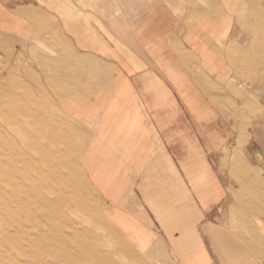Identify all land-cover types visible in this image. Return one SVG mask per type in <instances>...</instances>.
Here are the masks:
<instances>
[{"label": "crops", "instance_id": "crops-1", "mask_svg": "<svg viewBox=\"0 0 264 264\" xmlns=\"http://www.w3.org/2000/svg\"><path fill=\"white\" fill-rule=\"evenodd\" d=\"M52 1L0 0V29L56 32L48 81L106 222L174 264H264V111L237 91L264 0H125L121 19Z\"/></svg>", "mask_w": 264, "mask_h": 264}, {"label": "rangeland", "instance_id": "rangeland-1", "mask_svg": "<svg viewBox=\"0 0 264 264\" xmlns=\"http://www.w3.org/2000/svg\"><path fill=\"white\" fill-rule=\"evenodd\" d=\"M62 2L102 5L119 19L127 13L125 0L50 6ZM252 26L242 74L251 84L237 91L256 114L264 111L255 106L264 89V15ZM54 34L40 43L0 29V156L8 157H0V264H174L171 243L145 235L136 247L106 222L101 195L84 175L83 130L52 96L48 73L56 56L47 36Z\"/></svg>", "mask_w": 264, "mask_h": 264}, {"label": "bare ground", "instance_id": "bare-ground-1", "mask_svg": "<svg viewBox=\"0 0 264 264\" xmlns=\"http://www.w3.org/2000/svg\"><path fill=\"white\" fill-rule=\"evenodd\" d=\"M18 115V114H17ZM19 116V115H18ZM19 146V145H18ZM16 147V146H15ZM1 157V156H0ZM2 158L4 159V161L6 160V159H8V157L6 156V153H4V155L1 157V160H2ZM11 164V163H10Z\"/></svg>", "mask_w": 264, "mask_h": 264}]
</instances>
